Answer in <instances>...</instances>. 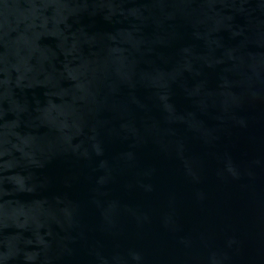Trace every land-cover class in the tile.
Instances as JSON below:
<instances>
[{
  "label": "water",
  "instance_id": "95a60500",
  "mask_svg": "<svg viewBox=\"0 0 264 264\" xmlns=\"http://www.w3.org/2000/svg\"><path fill=\"white\" fill-rule=\"evenodd\" d=\"M0 264H264V0H0Z\"/></svg>",
  "mask_w": 264,
  "mask_h": 264
}]
</instances>
